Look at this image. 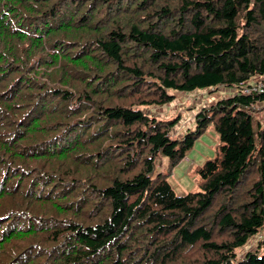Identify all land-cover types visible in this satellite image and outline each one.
<instances>
[{
	"label": "trees",
	"instance_id": "1",
	"mask_svg": "<svg viewBox=\"0 0 264 264\" xmlns=\"http://www.w3.org/2000/svg\"><path fill=\"white\" fill-rule=\"evenodd\" d=\"M263 75L264 0H0V264H264ZM217 88L180 137L153 110Z\"/></svg>",
	"mask_w": 264,
	"mask_h": 264
},
{
	"label": "rangeland",
	"instance_id": "2",
	"mask_svg": "<svg viewBox=\"0 0 264 264\" xmlns=\"http://www.w3.org/2000/svg\"><path fill=\"white\" fill-rule=\"evenodd\" d=\"M256 77L252 78L254 81ZM229 91L224 88L197 90L192 93H174L172 103L165 106H154L153 110L164 119H176L177 123L169 132L170 136L180 137L188 130L194 128L195 115L203 107H207L216 101L229 96ZM264 105H256L251 109L250 114L255 121H259L264 126ZM218 136L213 128L209 126L207 132L199 138L193 148L186 153L184 159L172 171L169 183L176 195L183 196L187 193L198 190L195 186L194 167L200 166L205 160L212 159L217 149ZM167 159L162 158L156 162L157 172L166 168ZM264 241V229L256 236L238 249L237 258H243L246 253L256 249L258 243Z\"/></svg>",
	"mask_w": 264,
	"mask_h": 264
},
{
	"label": "built area",
	"instance_id": "3",
	"mask_svg": "<svg viewBox=\"0 0 264 264\" xmlns=\"http://www.w3.org/2000/svg\"><path fill=\"white\" fill-rule=\"evenodd\" d=\"M243 95L251 94H263L264 93V75L259 77L256 81L251 82L244 86L242 89H239Z\"/></svg>",
	"mask_w": 264,
	"mask_h": 264
}]
</instances>
